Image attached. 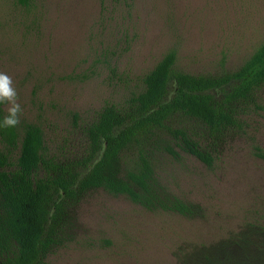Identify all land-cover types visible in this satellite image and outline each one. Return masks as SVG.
Wrapping results in <instances>:
<instances>
[{"label":"rangeland","instance_id":"1","mask_svg":"<svg viewBox=\"0 0 264 264\" xmlns=\"http://www.w3.org/2000/svg\"><path fill=\"white\" fill-rule=\"evenodd\" d=\"M263 40L264 0H0V71L18 92V126L41 127L58 168L77 166L87 146L84 128L106 104H125L168 50H175L178 69L217 75L237 69ZM173 90L172 80L168 94ZM235 106L236 119L223 131L180 115L171 121L211 154L210 166L166 130L143 145L159 183L193 203L194 218L90 190L65 200V240L43 257L46 264L262 258L264 83ZM6 107L0 104V120ZM131 156L125 152L119 166Z\"/></svg>","mask_w":264,"mask_h":264},{"label":"trees","instance_id":"2","mask_svg":"<svg viewBox=\"0 0 264 264\" xmlns=\"http://www.w3.org/2000/svg\"><path fill=\"white\" fill-rule=\"evenodd\" d=\"M176 60L175 50H168L125 104L109 103L96 113L84 128L87 146L77 166L53 164L37 124L0 129V264H46L43 257L65 240V200L77 201L90 190L122 195L149 211L194 218L193 203L159 183L143 145L148 135L166 130L182 150L210 166L211 154L171 121L180 115L216 131L234 123L235 105L264 83V40L237 69L217 75L187 73L176 67ZM127 151L130 162L121 168L120 157ZM263 247L262 258L227 257L206 264H264Z\"/></svg>","mask_w":264,"mask_h":264},{"label":"clouds","instance_id":"3","mask_svg":"<svg viewBox=\"0 0 264 264\" xmlns=\"http://www.w3.org/2000/svg\"><path fill=\"white\" fill-rule=\"evenodd\" d=\"M0 104L6 105V115L0 120V128L11 129L18 126L23 112L18 102V92L10 75L0 71Z\"/></svg>","mask_w":264,"mask_h":264}]
</instances>
